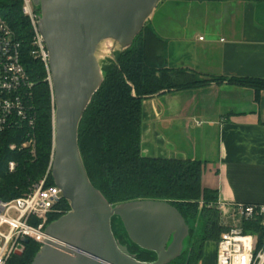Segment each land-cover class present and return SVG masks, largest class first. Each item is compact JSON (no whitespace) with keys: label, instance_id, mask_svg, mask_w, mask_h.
Masks as SVG:
<instances>
[{"label":"trees","instance_id":"obj_1","mask_svg":"<svg viewBox=\"0 0 264 264\" xmlns=\"http://www.w3.org/2000/svg\"><path fill=\"white\" fill-rule=\"evenodd\" d=\"M0 18L20 42L21 63L33 83L29 104L35 119L33 127L25 122L0 135V199L10 201L24 196L32 185L45 178L46 186H54L49 171L54 148L55 102L46 67L32 56L34 34L29 18L23 13L22 0H0ZM162 54V41L146 25L129 49L116 52L114 59L103 62L104 82L80 123L79 148L91 183L112 206L139 200L165 201L187 223L196 225L198 220L203 221L201 235H195L191 229L189 249L171 263L199 264L205 243L219 239L224 231L216 208L218 190L203 185L204 165L200 161L142 156V109L145 99L160 92L193 90L206 84L198 73L167 67ZM210 79L264 91V79ZM31 137L35 139L33 150L23 147ZM10 162L16 165L13 172L9 171ZM57 208L62 212L51 216L49 224L70 211L65 200ZM112 231L138 261H156L155 253L142 250L129 240L116 217L112 219ZM243 232L257 237L256 252L264 247V227L259 222L245 223ZM39 250L40 245L31 241L24 254L15 256L11 264H31Z\"/></svg>","mask_w":264,"mask_h":264},{"label":"water","instance_id":"obj_2","mask_svg":"<svg viewBox=\"0 0 264 264\" xmlns=\"http://www.w3.org/2000/svg\"><path fill=\"white\" fill-rule=\"evenodd\" d=\"M162 1L33 0L55 102L50 174L70 211L46 227L31 264H171L189 249L191 226L173 205L139 200L112 206L91 183L79 148L80 123L104 82L103 62L133 45ZM105 46L112 55L101 61ZM115 217L156 261H138L116 239Z\"/></svg>","mask_w":264,"mask_h":264},{"label":"crops","instance_id":"obj_3","mask_svg":"<svg viewBox=\"0 0 264 264\" xmlns=\"http://www.w3.org/2000/svg\"><path fill=\"white\" fill-rule=\"evenodd\" d=\"M148 25L169 68L264 79V0H163ZM141 151L202 162L220 202L264 205V91L223 81L145 99Z\"/></svg>","mask_w":264,"mask_h":264},{"label":"built area","instance_id":"obj_4","mask_svg":"<svg viewBox=\"0 0 264 264\" xmlns=\"http://www.w3.org/2000/svg\"><path fill=\"white\" fill-rule=\"evenodd\" d=\"M22 2L23 13L29 18L34 34L32 56L45 65L51 84L48 52L37 26L40 12L34 7L33 0ZM20 48L15 34L0 18V135L25 122L32 127L35 123L29 104L33 83L21 63ZM27 146L32 150L35 148L34 137L23 145ZM15 167V163H9L10 172ZM62 200L61 190L55 185L46 186V178L32 185L22 197L10 201L0 199V264H11L25 248V239L42 247L47 239L45 229L50 217L62 212L57 208ZM216 208L224 232L217 244L215 264H264V247L256 252L257 237L243 232L245 223L264 225V205L218 201Z\"/></svg>","mask_w":264,"mask_h":264},{"label":"rangeland","instance_id":"obj_5","mask_svg":"<svg viewBox=\"0 0 264 264\" xmlns=\"http://www.w3.org/2000/svg\"><path fill=\"white\" fill-rule=\"evenodd\" d=\"M146 25L149 26L148 23ZM108 45L109 44H107L106 46H108ZM106 46H105V48H106ZM111 55L112 54L110 52H108L106 55H104V57L101 58V61L105 60L107 57H110ZM212 78H214V77H212ZM201 80L205 82V84H206L205 86H207L208 84L212 83L211 79H210V76H204L203 75V76H201ZM210 136L213 138V135H210ZM211 137H209V140H211ZM212 153H213V149H212V152H211L210 156H212ZM191 161H196V160H191ZM203 185L205 186L204 182H203ZM202 222L203 221H201V220L199 221L198 220V223H196V225H194V223H190L191 229L194 230V232L196 233L195 235H201V232H202V229H203V226H204L202 224ZM262 226L264 227V225H262ZM199 237L197 238V240L199 239ZM219 239L214 240V241H207L205 243V251H204V256L202 258V263L201 264H215L214 261L216 259V250H217V244H218ZM194 240H196V237H195ZM194 243H195V241H194ZM198 246H199V244H198ZM195 249H196L195 251L197 253L199 247H196Z\"/></svg>","mask_w":264,"mask_h":264},{"label":"bare ground","instance_id":"obj_6","mask_svg":"<svg viewBox=\"0 0 264 264\" xmlns=\"http://www.w3.org/2000/svg\"><path fill=\"white\" fill-rule=\"evenodd\" d=\"M110 47V46H109ZM109 50L110 49H108V47L107 48H104V52H103V54H106V53H108L109 52Z\"/></svg>","mask_w":264,"mask_h":264},{"label":"flooded vegetation","instance_id":"obj_7","mask_svg":"<svg viewBox=\"0 0 264 264\" xmlns=\"http://www.w3.org/2000/svg\"><path fill=\"white\" fill-rule=\"evenodd\" d=\"M25 250H26V246H25V248L22 250V252H20L17 256H21L22 254H24Z\"/></svg>","mask_w":264,"mask_h":264}]
</instances>
